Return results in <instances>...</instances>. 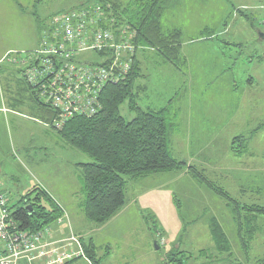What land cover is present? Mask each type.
Masks as SVG:
<instances>
[{
  "label": "rangeland",
  "instance_id": "374dc122",
  "mask_svg": "<svg viewBox=\"0 0 264 264\" xmlns=\"http://www.w3.org/2000/svg\"><path fill=\"white\" fill-rule=\"evenodd\" d=\"M87 1L0 0V44L32 50L45 20ZM162 25L167 32L181 30L183 61L168 62L157 50L146 49L140 55L137 104L144 110L166 108V118L174 123L177 159L197 166L238 200L264 204V0H168ZM15 85L11 89L19 95L32 92ZM130 103L120 106L127 120L137 114ZM22 110L30 116L27 107ZM23 121L22 133L8 132L7 156L0 161L10 204L38 185L66 208L77 227L83 221L95 225L84 215L79 178V163L92 158L43 122ZM240 135L251 139L247 154L238 156L231 144ZM9 139L16 143L11 150ZM127 200L133 202L130 208L94 234L101 264H175L180 250L188 256L184 264L264 263V223L250 243L247 261L226 201L186 169L129 179ZM215 217L229 236L230 251L215 248L209 225ZM78 261L87 260L82 256L74 264Z\"/></svg>",
  "mask_w": 264,
  "mask_h": 264
},
{
  "label": "trees",
  "instance_id": "16d2710c",
  "mask_svg": "<svg viewBox=\"0 0 264 264\" xmlns=\"http://www.w3.org/2000/svg\"><path fill=\"white\" fill-rule=\"evenodd\" d=\"M43 1L45 0H35V3L40 4ZM167 2L168 0H89L78 6L99 8L100 17H104L106 27L114 30L129 27L135 33L132 40L135 51L131 68L124 79L103 89L100 96L101 108L94 115L73 117L58 128L55 126V121L59 118L58 110L42 103L22 76L17 85H23L24 90L32 91L28 98L36 105L39 120L55 129L70 146L92 158L91 162L79 163V178L85 196L82 207L89 221L103 226L123 209L128 201L129 179L138 180L152 174L181 172L186 169L201 184L226 201V206L233 215L242 251L248 261L250 243L262 230V222L264 223V204L238 200L224 187L210 180L197 166L177 159L172 152L174 123L166 118V108L144 110L136 101L135 88H139L136 83L142 77L139 52L155 49L168 62L183 61L181 30L167 32L162 25ZM17 72L20 74L19 70ZM128 100L131 102L130 107L137 112L131 120H127L120 111V106ZM263 125L258 126L253 134L261 130ZM249 138L251 139L243 135L235 137L231 144L232 152L238 156L247 154ZM10 207L11 221L18 228L33 232L50 227L66 216L61 204L38 185ZM209 225L215 248L219 252L230 251L231 241L219 219L212 218ZM82 246L84 254L92 264L102 263L103 257L99 256L92 239L84 241ZM177 253L182 257L174 258L178 261L175 264H184V259L188 258L185 251L180 250ZM199 254L205 256L206 249H201ZM174 255L171 253L172 257ZM256 264L264 263L259 261Z\"/></svg>",
  "mask_w": 264,
  "mask_h": 264
},
{
  "label": "built area",
  "instance_id": "2783aa9c",
  "mask_svg": "<svg viewBox=\"0 0 264 264\" xmlns=\"http://www.w3.org/2000/svg\"><path fill=\"white\" fill-rule=\"evenodd\" d=\"M99 10L58 12L45 21L36 48L0 57V66L17 68L39 100L58 110V128L73 117L97 113L103 89L124 79L131 68L135 33L129 27H106ZM10 206L0 181V264H65L83 256L75 234L50 240L49 226L34 232L18 228Z\"/></svg>",
  "mask_w": 264,
  "mask_h": 264
},
{
  "label": "crops",
  "instance_id": "0c3cea01",
  "mask_svg": "<svg viewBox=\"0 0 264 264\" xmlns=\"http://www.w3.org/2000/svg\"><path fill=\"white\" fill-rule=\"evenodd\" d=\"M21 50L9 48L2 43L0 44V57L9 51H21ZM143 53L144 52H139V56ZM20 77L21 75L18 74L17 68H15L13 65L3 64L0 66V161L1 159H5L7 156V151H8L7 134L10 130L13 131L14 129H16L18 134L22 133L24 128H26L24 126L26 124L23 121L24 119L29 120V121H36L37 123L42 122L41 120L37 118L38 110L36 108V105L33 103V101H31L28 98L29 96L19 95L18 93H16V89L14 91L13 89H11L12 87L10 86V84L17 85V81H19L18 79ZM6 86L10 89L9 91H7ZM23 107L28 108V112L31 113L30 116L27 114L26 115L23 114V110H22ZM44 124L47 125L46 123ZM29 133H32V135H34L33 133L36 134V130L30 131ZM29 139L30 141H32L34 137L31 136L29 137ZM13 145L14 146L16 145L15 141L13 139L12 140L9 139V149L10 150L12 149ZM23 148L26 149V147H23ZM1 167H2V164H0V172H2ZM132 203L133 202L128 201L127 206H125V208L122 211H120L118 215L113 217L108 223H106L103 226L91 225L87 223L86 221H83L81 227H77L76 222L73 221L71 218V214L60 203L65 211L64 214H66V216H64L61 222H56L50 226L51 235L49 236V239L50 240L51 239L53 240L62 239V238L69 237L71 234H75L77 237L80 238L81 245H83L84 241L88 239H92L96 245L97 252H98L100 241H98V238H96L94 234H97V232L99 233V231H101L106 225L111 224L110 222H112V220H115V218H118L119 216L124 214L130 208ZM115 227L119 229L121 226L117 227V225H115ZM91 234L93 236H90ZM82 249H83V246H82ZM83 253H84V250H83ZM83 257H85L87 261H84V262L78 261L76 262V264H88V263L92 264L89 258L85 254L83 255ZM70 264H74V260H72V263Z\"/></svg>",
  "mask_w": 264,
  "mask_h": 264
},
{
  "label": "water",
  "instance_id": "95a60500",
  "mask_svg": "<svg viewBox=\"0 0 264 264\" xmlns=\"http://www.w3.org/2000/svg\"><path fill=\"white\" fill-rule=\"evenodd\" d=\"M263 37H264V34H263Z\"/></svg>",
  "mask_w": 264,
  "mask_h": 264
}]
</instances>
